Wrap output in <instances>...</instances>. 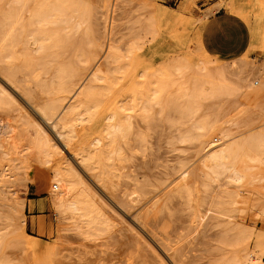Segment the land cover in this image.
<instances>
[{"label":"bare ground","instance_id":"bare-ground-1","mask_svg":"<svg viewBox=\"0 0 264 264\" xmlns=\"http://www.w3.org/2000/svg\"><path fill=\"white\" fill-rule=\"evenodd\" d=\"M132 1L0 0V242L22 233L27 258L41 248L18 201L25 183L94 242L121 219L116 206L166 242L172 264H192L172 237L180 210L196 229L213 221L208 264H264V230L244 224L248 203L264 198V115L248 108L264 103V0L219 1L187 51L153 65L142 50L167 12L141 0L121 43L117 11ZM224 7L250 26L259 61L223 62L203 47L208 16ZM224 98L228 108L196 120L201 99Z\"/></svg>","mask_w":264,"mask_h":264},{"label":"rangeland","instance_id":"rangeland-1","mask_svg":"<svg viewBox=\"0 0 264 264\" xmlns=\"http://www.w3.org/2000/svg\"><path fill=\"white\" fill-rule=\"evenodd\" d=\"M93 1L95 6L100 5V0ZM140 1L125 3L117 11L115 25L118 42L126 43L130 38L131 29L136 19V9L139 7ZM216 1L155 0L157 6L165 10L167 14L162 19L160 35L146 44L142 50V58L145 63L153 65L155 62H159L161 57L164 60H171L187 51L195 35L197 20L206 14L204 9ZM224 1L230 2L231 0ZM220 10L222 16L231 18L234 27L240 33L224 37L227 38L230 45H233L228 49H232L227 50L219 41L220 52L217 53L208 45L207 35L209 17L216 18L217 12L209 15L202 34V44L205 50L212 58L223 62H232L245 55L249 61H259L256 52L251 47L250 26L237 15L231 14L225 7ZM99 17H101L100 14ZM102 21V19L98 21L99 31L103 28ZM192 48L195 49L197 55L202 53L195 44ZM262 63H264V58ZM175 90L172 91L173 94L176 93ZM231 101L226 98L201 99L198 103L199 110L195 115L196 120L203 119L209 113L228 108L232 104ZM181 104L184 102L182 101ZM263 106L264 103L261 102L256 107H248L250 117L256 118L260 114L264 115V112L261 111ZM166 152V145H164L161 154L165 155ZM16 189L19 190L18 201L25 204L26 232L36 238L35 240L41 244V248L38 253H30L27 258L24 249L17 242L18 237L23 238L22 233L15 238L8 232H4L0 242V262L7 261V264H160L151 248L157 254L167 258L161 249L166 242L162 240L155 242L134 222L135 215L128 214L112 202V206H115L122 220L116 218L110 234L106 235L103 241L94 242L66 224L53 208L49 195L38 193L35 184L19 183ZM262 199V202L251 200L246 206L244 224L248 229L264 230V198ZM176 220L178 230L177 233L172 234V237L182 238L181 244L184 245L189 262L208 264L213 252L212 240L215 231L212 229L213 221L208 219L203 226L196 229L191 227L186 213L180 210L177 212ZM0 228L4 229V224L0 223ZM147 243L150 244V247L147 246ZM167 260L170 262L168 258Z\"/></svg>","mask_w":264,"mask_h":264},{"label":"crops","instance_id":"crops-1","mask_svg":"<svg viewBox=\"0 0 264 264\" xmlns=\"http://www.w3.org/2000/svg\"><path fill=\"white\" fill-rule=\"evenodd\" d=\"M219 1L221 0H217L215 3L207 6L204 10L207 11ZM220 13H221V10H219V12L215 14L216 18H213V16L209 17V24L207 26V35L209 39L208 45H210V47L217 53L220 52L219 46H218L219 41L222 42V44L227 50L232 49V48L228 49V47L233 46V45H230V43H228L227 41V38L225 39L224 37H226V35L235 36L237 32L240 33V31L234 27V24L230 20L231 18L222 16ZM226 44L227 46H225Z\"/></svg>","mask_w":264,"mask_h":264}]
</instances>
